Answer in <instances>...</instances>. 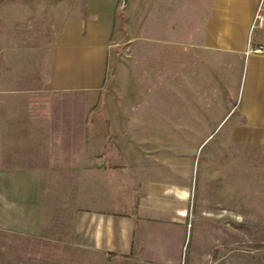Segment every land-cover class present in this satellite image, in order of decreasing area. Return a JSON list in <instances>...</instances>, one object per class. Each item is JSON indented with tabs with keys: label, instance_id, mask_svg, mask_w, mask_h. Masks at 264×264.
I'll list each match as a JSON object with an SVG mask.
<instances>
[{
	"label": "crops",
	"instance_id": "0c3cea01",
	"mask_svg": "<svg viewBox=\"0 0 264 264\" xmlns=\"http://www.w3.org/2000/svg\"><path fill=\"white\" fill-rule=\"evenodd\" d=\"M258 3L0 0L1 129L38 121L41 97L110 87L120 156L86 169L66 234L80 264H186L196 227L232 232V173L213 163L264 139Z\"/></svg>",
	"mask_w": 264,
	"mask_h": 264
},
{
	"label": "rangeland",
	"instance_id": "374dc122",
	"mask_svg": "<svg viewBox=\"0 0 264 264\" xmlns=\"http://www.w3.org/2000/svg\"><path fill=\"white\" fill-rule=\"evenodd\" d=\"M109 88L41 97L34 115L38 121L29 122L22 114L18 124L0 128V264H80V251L70 246L66 234L68 222L88 202L82 184H96L86 169L103 163L104 155L120 156L103 112L111 101ZM260 141L233 146L231 161L213 163L232 173V232L215 224L196 227V256H187L186 264H264ZM214 142L204 143L202 158Z\"/></svg>",
	"mask_w": 264,
	"mask_h": 264
},
{
	"label": "built area",
	"instance_id": "2783aa9c",
	"mask_svg": "<svg viewBox=\"0 0 264 264\" xmlns=\"http://www.w3.org/2000/svg\"><path fill=\"white\" fill-rule=\"evenodd\" d=\"M252 27L264 28V0H259ZM262 50V47H257L253 51L256 53H261Z\"/></svg>",
	"mask_w": 264,
	"mask_h": 264
},
{
	"label": "water",
	"instance_id": "95a60500",
	"mask_svg": "<svg viewBox=\"0 0 264 264\" xmlns=\"http://www.w3.org/2000/svg\"><path fill=\"white\" fill-rule=\"evenodd\" d=\"M124 1H126V0H124Z\"/></svg>",
	"mask_w": 264,
	"mask_h": 264
}]
</instances>
